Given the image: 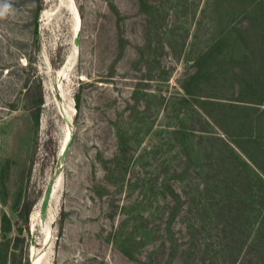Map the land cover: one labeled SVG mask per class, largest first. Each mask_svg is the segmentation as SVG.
Listing matches in <instances>:
<instances>
[{
  "label": "rangeland",
  "instance_id": "374dc122",
  "mask_svg": "<svg viewBox=\"0 0 264 264\" xmlns=\"http://www.w3.org/2000/svg\"><path fill=\"white\" fill-rule=\"evenodd\" d=\"M35 15L0 0V264L33 246L42 264H264V202L241 174V158L264 168V0H43Z\"/></svg>",
  "mask_w": 264,
  "mask_h": 264
},
{
  "label": "trees",
  "instance_id": "16d2710c",
  "mask_svg": "<svg viewBox=\"0 0 264 264\" xmlns=\"http://www.w3.org/2000/svg\"><path fill=\"white\" fill-rule=\"evenodd\" d=\"M35 4H36L35 21L37 22L39 14H40V12L42 10L43 0H35ZM247 157H249V159L252 160L251 156H247ZM241 162H242L241 163L242 164L241 168L246 166V167L249 168V171H250V174H246L245 170H244V172L241 170V174L244 176V178L247 181H249V180L253 181L254 186L257 187V189L255 187V191L252 193L253 198L255 199V195H259L260 194L259 195V197H260L259 200L264 202V168H262L260 165H258V163L256 162L255 159H253L252 162L258 166V167L257 166L256 167L260 171H262V173L260 171H257L255 169H253V166L248 161H246L245 159L241 158ZM222 164H224V166ZM219 166L224 167L223 182L226 183L227 179H228V176H229V170H230L229 166H230V164H228L226 158L221 157L220 160H219ZM235 178H236V176L234 177V180H235ZM244 194H245V196H244L245 199H247V198H249L251 196V195L249 196V194L245 193V191H244ZM242 197H243V195H242ZM261 197L263 198V200H261ZM27 231L29 232L28 225H27ZM258 235L261 236V237H264V224H261L260 232L258 233Z\"/></svg>",
  "mask_w": 264,
  "mask_h": 264
},
{
  "label": "water",
  "instance_id": "95a60500",
  "mask_svg": "<svg viewBox=\"0 0 264 264\" xmlns=\"http://www.w3.org/2000/svg\"><path fill=\"white\" fill-rule=\"evenodd\" d=\"M63 116H64V119L66 120V122L68 123V125H70V118L67 116V114L65 113L64 110H63ZM70 132L71 133H70V135H69V137H68V139H67V141L65 143V146L61 150L60 155L58 157V160H57V163H56L57 168L54 171L55 175L49 180V182L47 184V187H46V190H45V193L43 195L42 201H41L40 218H41L43 223L45 222V219H46V215H47V211H48V207H49V202L51 200V196H52V193H53V190H54L55 183L57 181V177L60 174V169L64 165L66 157H67V154H68V152L70 150V147H71L73 135H72V131L71 130H70ZM31 242L32 243L35 242V237H34V235L32 233H31ZM29 264H35L33 255H32L31 259H30V263Z\"/></svg>",
  "mask_w": 264,
  "mask_h": 264
},
{
  "label": "bare ground",
  "instance_id": "6f19581e",
  "mask_svg": "<svg viewBox=\"0 0 264 264\" xmlns=\"http://www.w3.org/2000/svg\"><path fill=\"white\" fill-rule=\"evenodd\" d=\"M75 16H76V20H77V22H76V26H75V30L77 31V30H79V28H80V17H79V15H78V13H76ZM64 111H65V113L67 114V116L70 118V117H71V113H70V111H69V110H66V109H64ZM61 113H62V115H63V110H62V109H61ZM63 117H64V116H63ZM70 133H71L70 131L67 132L66 137H65V140H64V143H63V146H62V149L64 148L65 143H66V141H67V139H68ZM58 189H59V186H58V184L55 183V186H54V190H53V193H52L51 199H54L55 197H57ZM38 214H39V213H38ZM48 214H49V213H48ZM46 240H48V238H47ZM32 255H33V257H34L35 264H42V263H41V256H40V254L36 251V249H35L34 246L32 247Z\"/></svg>",
  "mask_w": 264,
  "mask_h": 264
}]
</instances>
